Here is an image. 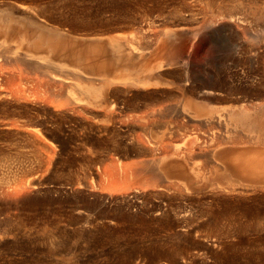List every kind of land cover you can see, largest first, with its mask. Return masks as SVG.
Here are the masks:
<instances>
[{
    "label": "rangeland",
    "instance_id": "374dc122",
    "mask_svg": "<svg viewBox=\"0 0 264 264\" xmlns=\"http://www.w3.org/2000/svg\"><path fill=\"white\" fill-rule=\"evenodd\" d=\"M0 8L49 45L0 34V60L50 55L65 78L0 63V264H264V190L231 169L264 152V109H251L264 102V0ZM101 83L108 109L71 101ZM249 108L253 127L222 144L215 117Z\"/></svg>",
    "mask_w": 264,
    "mask_h": 264
},
{
    "label": "bare ground",
    "instance_id": "6f19581e",
    "mask_svg": "<svg viewBox=\"0 0 264 264\" xmlns=\"http://www.w3.org/2000/svg\"><path fill=\"white\" fill-rule=\"evenodd\" d=\"M0 10H2V8H0ZM4 11L5 10H2V13L4 14ZM1 12V11H0ZM8 12V11H7ZM0 15V34L1 35H4L5 37H10V35H14V34H17V35H19L20 36V38L22 39V41L23 42H25L26 44H27V46L28 47H31V48H37L36 46H45V47H49V45H48V43L47 42H45L44 41V37L41 35V34H36V32H34L33 30H31L30 29V25L28 24H19L18 26H16V27H13L12 25V23H11V19L10 18H5L4 16L5 15ZM13 14V13H12ZM8 15H10V14H8ZM3 22H5L6 23V26H4L3 25ZM32 23V22H31ZM37 24L36 22H33L32 23V25L33 24ZM51 43V42H50ZM55 43H56V45L58 44V46L60 47V44L59 43H57V41L56 42H54V45H55ZM45 44V45H44ZM52 44V43H51ZM111 44H112V46L114 47V49L117 51V53H119L120 51H121V47H122V45H121V43H120V40H118V39H116V38H111ZM110 44V45H111ZM1 47H2V45H0ZM53 46V45H52ZM112 47V48H113ZM3 48V47H2ZM55 48V50H56V47H54ZM54 48H53V50H54ZM113 49V50H114ZM37 50V49H36ZM59 50V49H58ZM6 51V50H5ZM30 53H31V51H29ZM130 52L131 53H135V52H139V54L140 53H142V52H140V51H138V49L137 48H130ZM9 53V52H8ZM25 53V52H19V51H15V52H11V54H8L9 56H7L6 54H4V56L6 57V59L5 58H2V60H4V62H10L11 60H14V61H12V62H19V64L22 62V64L24 65V63H26L29 67H30V69L31 68H34L35 70H39V72H41L40 74V76H41V80L42 81H44V82H46L47 84H48V82L49 81H52V82H54L55 83V85H56V83H64L63 81H64V79H63V76L62 75H58V74H56V72H53V71H51L50 70V68L52 69V67H51V65L53 64V62H54V58L53 57H50V55L49 56H42V57H35V55L33 54V53ZM35 53V52H34ZM36 54V53H35ZM47 54H49V53H47ZM52 54V53H51ZM3 54H1L0 55V57H3L2 56ZM141 55V54H140ZM10 59V60H9ZM2 60H0V63H1V61ZM56 60V59H55ZM1 65H2V63H1ZM16 66V65H15ZM21 66V65H20ZM5 67V66H4ZM26 67V66H25ZM24 68V67H23ZM6 69V68H5ZM26 69V68H25ZM34 69H31V70H34ZM1 70V69H0ZM20 70V69H19ZM35 70H34V72H35ZM14 71V70H13ZM9 72V71H8ZM11 72V71H10ZM21 72H23V71H21ZM21 72H20V74H21ZM25 72H26V70H25ZM38 72V73H39ZM7 73V72H6ZM35 74H37V73H35ZM22 75V74H21ZM27 76V75H26ZM13 77V76H12ZM15 77V76H14ZM22 76H20V78H21ZM27 78H28V76H27ZM32 78V77H31ZM12 79V78H11ZM24 79V78H23ZM26 79V78H25ZM36 79V78H35ZM134 80V79H133ZM136 80V79H135ZM29 81V80H28ZM39 81V80H38ZM36 82V81H35ZM43 82V83H44ZM51 82V85L53 84ZM108 82V81H107ZM134 82V81H133ZM146 81H144V80H136L135 81V83H137L138 85H145V84H147V82L145 83ZM45 83V84H46ZM132 83V82H131ZM41 84V83H40ZM44 84V85H45ZM137 84H135V85H137ZM148 84H150V83H148ZM54 85V86H55ZM66 85V84H65ZM64 85V86H65ZM104 85V84H103ZM134 85V84H133ZM137 85V86H138ZM42 86V85H41ZM48 86H50V84L48 85ZM59 86V85H58ZM87 86V85H86ZM148 86V85H147ZM42 87H44V86H42ZM88 87V86H87ZM90 87V86H89ZM94 87V86H93ZM93 87L91 88V92L89 91L88 92V94H87V91L85 92V95H91V99L92 100H88L86 97L84 98L85 100H83V98H79V97H75V99H73V100H71V101H73V103H76V102H78V101H87V103H85L86 104V106H87V104L88 105H92L93 103H94V105H96V106H98V108H102L103 107V109H104V105L107 107V109H108V107L109 106H107V103H108V101L110 100V99H113V95H112V93L111 94H107L106 92H107V90H106V92H105V88H106V86H102V83H101V86L99 85V87H97L98 89H96V87H94L96 90H93L92 91V89H93ZM52 88V87H51ZM109 88H111V87H109ZM206 88H210L211 89V87H206ZM87 89V88H86ZM88 89H90V88H88ZM110 90V89H109ZM108 90V91H109ZM238 90V89H237ZM82 91H85V90H82ZM112 92V91H111ZM238 92V91H237ZM84 93V92H83ZM109 93V92H108ZM207 94H209L210 93V91L209 92H206ZM250 93H251V91H250ZM82 94V93H81ZM252 94H253V92H252ZM109 95V96H108ZM92 97H94V99L92 98ZM112 97V98H111ZM115 97V96H114ZM72 98V97H71ZM89 98V97H88ZM81 99V100H80ZM115 99V98H114ZM263 99V98H262ZM70 100H69V102H71ZM112 101V100H111ZM262 101H264V99L262 100ZM89 102V103H88ZM109 104H111V102L109 103ZM115 104V103H114ZM71 105V104H70ZM93 105V106H94ZM116 105V104H115ZM114 105V106H115ZM111 106V105H110ZM66 107V106H65ZM85 107V106H84ZM95 107V106H94ZM105 107V108H106ZM86 108V107H85ZM97 108V107H96ZM95 108V109H96ZM264 109V102L262 103L261 102V104L259 103V104H255V105H253V106H251V109L252 110H258V109ZM87 109V108H86ZM106 109V110H107ZM250 108L249 109H242V111H241V113H239L237 116H235V115H233V114H231L230 112L229 113H227V114H222V115H220V116H218V117H215L216 118V120H215V122L217 123V125L219 124L221 127H222V125H223V127H224V129L223 130H221L223 133V135L225 136V137H221L222 138V140H221V143L223 144H225L226 143V140H224L225 138L227 139V143L228 142H230V143H235V144H237L238 142H240V141H242V139H244V138H241L239 135L238 136H236V131H237V129H238V127H240V123L243 125V126H245V127H248V128H250L252 125L248 122L249 120H250V117L248 116V114H250L251 113V110ZM89 110V109H88ZM113 110V109H112ZM92 111V110H91ZM97 113V112H96ZM98 114V113H97ZM96 115V114H95ZM94 115V116H95ZM104 115V114H103ZM98 116V115H97ZM107 117V116H106ZM214 117H212V118H209V119H213ZM140 119V118H139ZM252 119V118H251ZM214 120V119H213ZM210 122H212V121H210ZM214 122V121H213ZM214 124V123H213ZM207 125H209V123L207 124ZM216 124L214 125V128H218L219 127V125H218V127H216L217 126ZM211 126V125H210ZM213 127V126H212ZM222 127V128H223ZM253 127V126H252ZM147 128V127H146ZM208 128H210V127H208ZM220 128H218L217 130H219ZM251 129V128H250ZM208 131H211V128L208 130ZM207 131V132H208ZM212 131H213V129H212ZM220 131V130H219ZM206 132V133H207ZM240 132V131H239ZM205 132H204V134H206ZM209 133V132H208ZM212 133V132H211ZM218 134V133H217ZM216 134V132L214 133V135H216V136H218ZM221 134V135H222ZM214 135H213V137H214ZM200 136H202V137H204V135H200ZM205 136H208L207 134L205 135ZM211 136H212V134H211ZM215 136V137H216ZM219 136H220V134H219ZM196 137H197V135H196ZM196 137H195V141H196ZM201 137V138H202ZM200 138V137H199ZM201 138H200V141H201ZM206 138V137H205ZM220 138V137H219ZM220 138V139H221ZM204 139V138H203ZM210 139V138H209ZM208 139V140H209ZM214 139H216V143L219 141L218 140V137L217 138H212V139H210V140H213L214 141ZM191 140V139H190ZM205 140V139H204ZM206 141H207V139H206ZM197 142V141H196ZM202 142V141H201ZM208 142V141H207ZM206 142V143H207ZM212 142V141H211ZM214 142V143H215ZM220 142V141H219ZM203 143V142H202ZM205 143V144H206ZM208 143H210V142H208ZM207 143V144H208ZM226 143V144H227ZM197 144V143H196ZM200 144V143H199ZM205 144H201V146L202 147H199L200 145H198L197 147H199V148H203V145H205ZM206 144V145H207ZM210 145H211V143H210ZM216 145V144H215ZM195 146V145H194ZM190 147V146H189ZM208 147H209V145H208ZM216 147V146H215ZM218 147V146H217ZM216 147V148H217ZM192 148V147H191ZM206 148H207V146H206ZM209 148H211V147H209ZM203 149H205V147L203 148ZM208 149V148H207ZM214 149V148H213ZM176 150V149H175ZM175 150H174V153H175ZM191 150V149H190ZM202 150V149H201ZM200 150V151H201ZM178 151V150H177ZM181 151V150H180ZM203 151V150H202ZM209 152L211 151L210 149L208 150ZM184 152H186V151H184ZM203 152H205V151H203ZM208 152V154H210ZM213 152V151H212ZM174 153H172L171 154V156H173V155H175ZM177 153V152H176ZM181 153V152H180ZM259 153V152H258ZM258 153H256L255 155H254V157H253V155H252V157L250 156V157H247V159H241V161L240 160H237V159H235V160H233L232 161V166H231V169L234 171V172H242L245 176H249L250 178H251V183H253L252 184V187H253V189L254 190H258L259 188L260 189H262V190H264V152L262 153V154H258ZM169 154V153H168ZM167 154V155H168ZM182 154V153H181ZM170 156V155H169ZM168 156V157H169ZM211 157V156H210ZM164 160H166V159H164ZM164 160H162V161H164ZM159 162H161L160 160H159ZM158 162V163H159ZM146 166V165H145ZM150 166V165H149ZM149 166H148V168H149ZM151 167V166H150ZM151 169V168H150ZM152 170V169H151ZM153 171V170H152ZM156 174V173H155ZM264 197V196H263Z\"/></svg>",
    "mask_w": 264,
    "mask_h": 264
}]
</instances>
